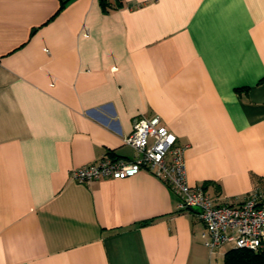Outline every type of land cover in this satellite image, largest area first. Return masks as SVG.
Returning <instances> with one entry per match:
<instances>
[{"label":"crops","instance_id":"1","mask_svg":"<svg viewBox=\"0 0 264 264\" xmlns=\"http://www.w3.org/2000/svg\"><path fill=\"white\" fill-rule=\"evenodd\" d=\"M119 2L0 0V264H224L152 172L70 178L138 117L214 204L264 205V0Z\"/></svg>","mask_w":264,"mask_h":264},{"label":"built area","instance_id":"2","mask_svg":"<svg viewBox=\"0 0 264 264\" xmlns=\"http://www.w3.org/2000/svg\"><path fill=\"white\" fill-rule=\"evenodd\" d=\"M175 142L176 136L158 117H138L131 134L123 138V143L134 150L132 159L101 158L72 170L70 178L87 184L103 178L127 179L148 170L177 195L178 212H187L190 207L201 209L198 217L205 227L201 237L211 254L227 244L264 254V205L259 195L253 194L236 205L214 204L202 187L187 183L183 149Z\"/></svg>","mask_w":264,"mask_h":264},{"label":"trees","instance_id":"3","mask_svg":"<svg viewBox=\"0 0 264 264\" xmlns=\"http://www.w3.org/2000/svg\"><path fill=\"white\" fill-rule=\"evenodd\" d=\"M101 5L105 11L121 8V3L111 6L106 0H101ZM224 264H264V254L244 249H235L227 253Z\"/></svg>","mask_w":264,"mask_h":264},{"label":"water","instance_id":"4","mask_svg":"<svg viewBox=\"0 0 264 264\" xmlns=\"http://www.w3.org/2000/svg\"><path fill=\"white\" fill-rule=\"evenodd\" d=\"M188 210L193 212V213H195V214H200L201 213V209L198 208V207H190Z\"/></svg>","mask_w":264,"mask_h":264}]
</instances>
